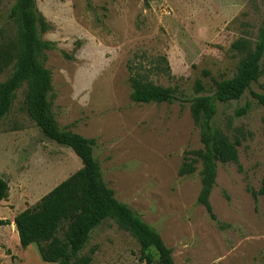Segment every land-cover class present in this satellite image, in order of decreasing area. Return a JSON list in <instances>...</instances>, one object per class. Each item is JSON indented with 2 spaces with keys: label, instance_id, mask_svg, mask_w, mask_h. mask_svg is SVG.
Here are the masks:
<instances>
[{
  "label": "rangeland",
  "instance_id": "rangeland-1",
  "mask_svg": "<svg viewBox=\"0 0 264 264\" xmlns=\"http://www.w3.org/2000/svg\"><path fill=\"white\" fill-rule=\"evenodd\" d=\"M13 2L0 0V53L18 45L20 23L9 18ZM36 3L51 25L43 39L54 43L44 61L52 76L51 112L61 130L96 141L94 156L115 197L161 235L176 264H264L263 201L252 194L264 178V107L250 91L218 106L217 126L241 143L239 163L217 167L210 195L217 221L198 201L202 163L194 174L178 173L186 151L203 148L192 100L213 95L214 79L235 75L242 56L232 44L241 37L256 41L264 0ZM159 57L168 60L171 76L155 71L149 79L174 88L178 99L135 103L129 63L153 68ZM12 71L13 64L0 73V83ZM251 91L264 92V73ZM26 92L24 84L0 122V178L9 184L0 218L11 222L82 167L71 148L49 139L30 117ZM246 102L250 110L236 117ZM15 232L13 223L0 226V264H58L43 261L36 244L21 248ZM92 248L93 264H147L136 238L112 219L92 231L82 254ZM147 252L159 264L155 249Z\"/></svg>",
  "mask_w": 264,
  "mask_h": 264
},
{
  "label": "trees",
  "instance_id": "trees-1",
  "mask_svg": "<svg viewBox=\"0 0 264 264\" xmlns=\"http://www.w3.org/2000/svg\"><path fill=\"white\" fill-rule=\"evenodd\" d=\"M17 19L21 26L18 45L13 51L0 53V73L13 64L11 75L0 83V122L10 112L19 88L26 84V109L42 132L58 144L71 148L82 161V167L69 178L58 184L43 196L33 207L18 213L14 218L21 248L36 244L43 261L58 264H93L92 248L82 254L92 231L105 220L112 219L117 226L128 231L140 244L141 258L147 264H153L152 256L147 252L155 249L159 264H176L173 250L169 248L161 235L143 221L127 204L115 197V191L103 180L100 165L94 156L96 141L81 134L61 130L51 112L50 93L52 91L51 72L44 66L46 51L54 43L44 40L43 35L51 25L37 7L36 0H14L9 14ZM232 49L241 55L234 76L213 80V95H201L192 100L191 114L201 130L203 148L186 151V158L179 169L180 176L194 174L198 163H202L201 190L198 201L210 217L217 221L210 202L211 191L216 184L219 163H239V137L232 140L216 124L219 103L239 101L247 91L259 105L264 107V92L251 91V85L264 73V25L252 44L247 38H238ZM129 63L131 74V98L135 103H173L178 99L172 87L155 85L150 72L171 76L168 60L159 57L153 68ZM207 73V72H206ZM196 89L205 90L198 80ZM251 103L235 111L236 117L245 116ZM9 194L8 182L0 178V202ZM257 199L262 197L264 208V178L258 191L252 190ZM11 221L0 218V226L10 225ZM221 229L226 224L219 223ZM62 232V236H61ZM8 254H11L8 250Z\"/></svg>",
  "mask_w": 264,
  "mask_h": 264
},
{
  "label": "crops",
  "instance_id": "crops-1",
  "mask_svg": "<svg viewBox=\"0 0 264 264\" xmlns=\"http://www.w3.org/2000/svg\"><path fill=\"white\" fill-rule=\"evenodd\" d=\"M1 203V202H0ZM11 223H13V226L15 227V230H16V226H15V223H14V220L11 222ZM15 237H16V239H17V230H16V232H15ZM14 253V252H13Z\"/></svg>",
  "mask_w": 264,
  "mask_h": 264
}]
</instances>
